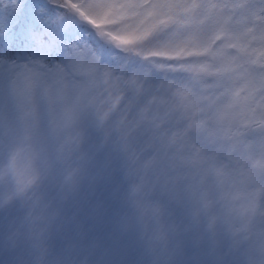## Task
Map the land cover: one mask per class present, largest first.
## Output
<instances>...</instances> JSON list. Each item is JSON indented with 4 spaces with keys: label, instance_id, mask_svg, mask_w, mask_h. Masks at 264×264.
<instances>
[{
    "label": "snow or ice",
    "instance_id": "6c2138e0",
    "mask_svg": "<svg viewBox=\"0 0 264 264\" xmlns=\"http://www.w3.org/2000/svg\"><path fill=\"white\" fill-rule=\"evenodd\" d=\"M37 3L0 0L10 168L42 135L68 143L83 122L102 133L101 147L122 158L126 175L164 181L210 165V143L235 150L258 129L264 147V0H51L70 26L38 17ZM101 14L133 19L113 34L134 56L120 62L81 38L97 34Z\"/></svg>",
    "mask_w": 264,
    "mask_h": 264
},
{
    "label": "clouds",
    "instance_id": "9594fccd",
    "mask_svg": "<svg viewBox=\"0 0 264 264\" xmlns=\"http://www.w3.org/2000/svg\"><path fill=\"white\" fill-rule=\"evenodd\" d=\"M66 136L42 135L10 168L16 149L0 131V264H264L258 129L235 150L210 143V165L169 181L126 175L87 122Z\"/></svg>",
    "mask_w": 264,
    "mask_h": 264
},
{
    "label": "rangeland",
    "instance_id": "374dc122",
    "mask_svg": "<svg viewBox=\"0 0 264 264\" xmlns=\"http://www.w3.org/2000/svg\"><path fill=\"white\" fill-rule=\"evenodd\" d=\"M45 4H48L46 2V0H38L37 7H42L44 9V5ZM99 17L115 18V16H113L112 14H108V15L101 14L97 18H99ZM132 23H133V19L131 17H128L126 19H123L120 24H117L116 30H113V31H114V33H122L123 30H124V28H125V25H131ZM102 36L106 37L105 35H102ZM96 39L99 41V43L101 45H103V46L107 47L108 49H110L111 56L113 58H118L120 60V62H123L124 58H126V57H131V56H134L135 55V53L132 52V51H129V52L125 53V54H121V53H119V51L122 50V49H120L118 51V49L115 48V47H113V46H110L109 47L108 44L105 43L101 38H98L97 37ZM110 40H113V39H110ZM115 42H117V41H115ZM109 191H110L109 189H105L104 190V194H106V195L109 194Z\"/></svg>",
    "mask_w": 264,
    "mask_h": 264
},
{
    "label": "trees",
    "instance_id": "16d2710c",
    "mask_svg": "<svg viewBox=\"0 0 264 264\" xmlns=\"http://www.w3.org/2000/svg\"><path fill=\"white\" fill-rule=\"evenodd\" d=\"M51 2V0H49ZM44 8L46 9L43 13H40L39 8H37L36 10V15L38 17H40L43 20H51V21H55L56 24H59V20L53 15V10L57 8V6L54 4V6H44ZM65 11L64 9H60V12ZM56 15L58 16V13H56ZM41 30H43V25H41ZM83 40L88 41L89 39L93 38V37H89V35H83L81 37Z\"/></svg>",
    "mask_w": 264,
    "mask_h": 264
}]
</instances>
